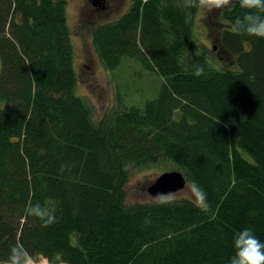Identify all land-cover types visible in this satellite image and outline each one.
Instances as JSON below:
<instances>
[{
  "label": "trees",
  "instance_id": "1",
  "mask_svg": "<svg viewBox=\"0 0 264 264\" xmlns=\"http://www.w3.org/2000/svg\"><path fill=\"white\" fill-rule=\"evenodd\" d=\"M203 1L131 0L93 27L107 70L129 57L163 78L142 111L95 123L74 91L67 0H0V264L14 247L24 264H230L240 230L264 241V38L235 31L249 10L232 0L213 22L215 67L194 37ZM160 160L204 206L126 205V167ZM37 203L51 225L29 215Z\"/></svg>",
  "mask_w": 264,
  "mask_h": 264
},
{
  "label": "rangeland",
  "instance_id": "2",
  "mask_svg": "<svg viewBox=\"0 0 264 264\" xmlns=\"http://www.w3.org/2000/svg\"><path fill=\"white\" fill-rule=\"evenodd\" d=\"M106 1L107 8L104 10H101L99 6L97 7L99 9H95L87 0H67L66 5L72 64L76 74L74 91L76 96L91 109L92 120L95 123L116 109L136 107L142 111L146 101L157 97L163 82L161 76L144 70L137 60L129 57H123L120 64L113 70H107L104 67L92 44V29L97 25L115 22L127 12L131 4V0ZM208 2L209 0L203 1L194 17V37L198 44L207 46L210 51L209 57L216 65L215 67H225L224 62L217 60L219 45L215 30L212 28L213 22L218 19L219 12L226 7L209 11L206 6ZM243 156L251 162L247 155ZM172 170L177 169L165 160L142 167L127 166L128 181L124 186L126 205L167 203L183 199L200 205L193 194L192 186L187 181L184 187L175 193L156 198L150 197L147 188L161 174ZM27 262L48 264L41 257L35 262L30 260Z\"/></svg>",
  "mask_w": 264,
  "mask_h": 264
},
{
  "label": "clouds",
  "instance_id": "3",
  "mask_svg": "<svg viewBox=\"0 0 264 264\" xmlns=\"http://www.w3.org/2000/svg\"><path fill=\"white\" fill-rule=\"evenodd\" d=\"M241 6L248 11L242 20L236 22L235 31L252 37L264 38V0H240ZM231 0H209L207 8L220 9L229 6ZM194 196L201 206H204L206 194L193 182ZM28 213L41 220L45 226L51 225L56 217L49 209L39 203L28 208ZM235 254L230 258V264H264V241L257 238L251 228L240 230L233 238ZM10 264H24L25 253L22 249L13 248L9 255Z\"/></svg>",
  "mask_w": 264,
  "mask_h": 264
},
{
  "label": "water",
  "instance_id": "4",
  "mask_svg": "<svg viewBox=\"0 0 264 264\" xmlns=\"http://www.w3.org/2000/svg\"><path fill=\"white\" fill-rule=\"evenodd\" d=\"M93 7H100L104 10V0H87ZM185 177L179 171H171L161 174L148 188L147 192L152 198L161 195L175 193L181 190L185 185Z\"/></svg>",
  "mask_w": 264,
  "mask_h": 264
},
{
  "label": "flooded vegetation",
  "instance_id": "5",
  "mask_svg": "<svg viewBox=\"0 0 264 264\" xmlns=\"http://www.w3.org/2000/svg\"><path fill=\"white\" fill-rule=\"evenodd\" d=\"M87 2H88V1H87ZM103 2H104V4H105L104 7L107 8V1L104 0ZM88 3H89V2H88ZM89 4H90V3H89ZM90 5H91V4H90ZM91 6H92V5H91ZM92 7H93V6H92ZM102 7H103V6H100V8H102ZM95 9H99V8L95 7Z\"/></svg>",
  "mask_w": 264,
  "mask_h": 264
},
{
  "label": "crops",
  "instance_id": "6",
  "mask_svg": "<svg viewBox=\"0 0 264 264\" xmlns=\"http://www.w3.org/2000/svg\"><path fill=\"white\" fill-rule=\"evenodd\" d=\"M25 264H29L28 262H26Z\"/></svg>",
  "mask_w": 264,
  "mask_h": 264
}]
</instances>
